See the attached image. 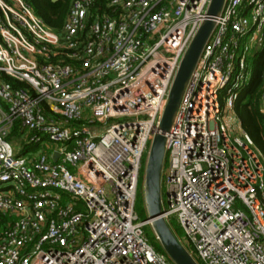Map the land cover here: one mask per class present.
<instances>
[{"label":"built area","instance_id":"1","mask_svg":"<svg viewBox=\"0 0 264 264\" xmlns=\"http://www.w3.org/2000/svg\"><path fill=\"white\" fill-rule=\"evenodd\" d=\"M210 4L72 0L57 31L27 0H0V264H177L135 202ZM214 19L165 132L161 216L178 217L199 264H264V155L235 112L264 44V0H224ZM261 103L264 115V88ZM44 139L58 146L15 148Z\"/></svg>","mask_w":264,"mask_h":264},{"label":"water","instance_id":"2","mask_svg":"<svg viewBox=\"0 0 264 264\" xmlns=\"http://www.w3.org/2000/svg\"><path fill=\"white\" fill-rule=\"evenodd\" d=\"M224 0H211L208 9V18L204 20L186 51L178 72L169 92L165 111L163 113L159 130L151 144L145 180V195L148 206V219L152 220L153 229L167 254L177 264H199L190 251L179 241L167 223L163 212L162 174L166 155L167 137L165 132L170 131L178 107L181 103L185 88L193 74L205 43L214 31L215 16L219 15ZM59 153H54L57 160Z\"/></svg>","mask_w":264,"mask_h":264},{"label":"trees","instance_id":"3","mask_svg":"<svg viewBox=\"0 0 264 264\" xmlns=\"http://www.w3.org/2000/svg\"><path fill=\"white\" fill-rule=\"evenodd\" d=\"M107 1L97 0L100 10L106 7ZM27 2L49 27L59 31L64 26L72 0H27ZM249 65L251 77L240 91L235 112L243 128L251 135L255 145L264 155V115L261 109V94L264 88V44L261 48L253 50L249 57ZM17 134L15 129L9 137L10 140ZM5 220V217L0 218V229Z\"/></svg>","mask_w":264,"mask_h":264},{"label":"rangeland","instance_id":"4","mask_svg":"<svg viewBox=\"0 0 264 264\" xmlns=\"http://www.w3.org/2000/svg\"><path fill=\"white\" fill-rule=\"evenodd\" d=\"M250 80V78H249ZM248 80V81H249ZM15 146V145H14ZM58 146V143H52L49 142L47 139H44V141L42 142V144H34V143H30L28 142V140H24L22 141V143L18 146H15L16 150H18V148H20L21 153L24 156H29L35 153H38L41 150H45L48 151L50 148ZM150 146L151 143H149V149L145 152L144 154V158H143V168L140 172V180H139V186H138V190H137V197H136V202H135V210L137 212V215L139 217V220H145L148 218V206H147V201H146V195H145V180H146V167H147V162H148V157H149V150H150ZM49 153V151H48ZM169 166V159L168 156L165 157V163H164V171L162 174V181H164L165 179V175H166V170ZM162 193H163V201L166 202V189H165V185L164 182L162 184ZM169 226L171 227V229L173 230V232L175 233L176 237L179 239V241L185 246L187 247L189 250H191V244L188 241L184 230L178 220L177 216H172L171 219L168 221ZM144 232L149 240V242L151 244L154 245V247L156 249H160V251L162 252H166L165 249L163 248L161 242L159 239H157V235L153 229V226L151 224H146L144 226ZM156 236V237H155ZM167 253V252H166Z\"/></svg>","mask_w":264,"mask_h":264}]
</instances>
